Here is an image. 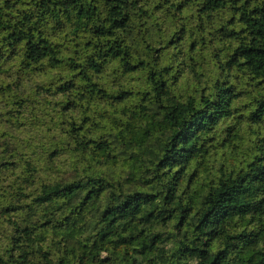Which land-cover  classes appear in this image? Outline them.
Here are the masks:
<instances>
[{"label": "trees", "instance_id": "16d2710c", "mask_svg": "<svg viewBox=\"0 0 264 264\" xmlns=\"http://www.w3.org/2000/svg\"><path fill=\"white\" fill-rule=\"evenodd\" d=\"M0 264H264V0H0Z\"/></svg>", "mask_w": 264, "mask_h": 264}, {"label": "rangeland", "instance_id": "374dc122", "mask_svg": "<svg viewBox=\"0 0 264 264\" xmlns=\"http://www.w3.org/2000/svg\"><path fill=\"white\" fill-rule=\"evenodd\" d=\"M35 110L34 109H32V111L30 110V112H28V114H27V116H26V118L23 120H21L22 121V123L24 124V125H22V126H25V125H27L28 123H30V122H33V121H35ZM16 118H13V120H15ZM15 122V121H14ZM8 123H10V122H8ZM15 124L16 123H13V125H14V127H16L15 126Z\"/></svg>", "mask_w": 264, "mask_h": 264}]
</instances>
